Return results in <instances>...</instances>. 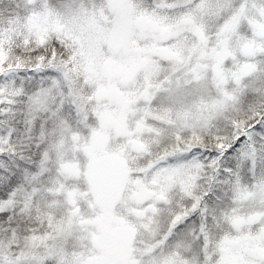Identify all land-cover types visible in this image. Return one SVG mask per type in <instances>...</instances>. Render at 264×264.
<instances>
[{
    "label": "snow or ice",
    "instance_id": "obj_1",
    "mask_svg": "<svg viewBox=\"0 0 264 264\" xmlns=\"http://www.w3.org/2000/svg\"><path fill=\"white\" fill-rule=\"evenodd\" d=\"M0 264H264V0H0Z\"/></svg>",
    "mask_w": 264,
    "mask_h": 264
}]
</instances>
